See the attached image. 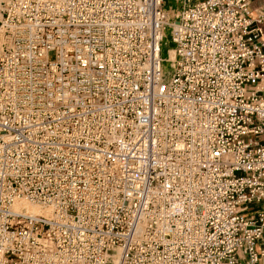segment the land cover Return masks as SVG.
<instances>
[{"label": "built area", "instance_id": "obj_1", "mask_svg": "<svg viewBox=\"0 0 264 264\" xmlns=\"http://www.w3.org/2000/svg\"><path fill=\"white\" fill-rule=\"evenodd\" d=\"M167 1L3 0L0 264L264 259V5Z\"/></svg>", "mask_w": 264, "mask_h": 264}, {"label": "bare ground", "instance_id": "obj_2", "mask_svg": "<svg viewBox=\"0 0 264 264\" xmlns=\"http://www.w3.org/2000/svg\"><path fill=\"white\" fill-rule=\"evenodd\" d=\"M172 55V58H174V52L171 51L170 52ZM24 206L28 211L34 212V213H45L48 214L49 213V209H43L42 207L38 206V205H33V204H29L26 201L22 202V203H18L17 204V208Z\"/></svg>", "mask_w": 264, "mask_h": 264}, {"label": "rangeland", "instance_id": "obj_3", "mask_svg": "<svg viewBox=\"0 0 264 264\" xmlns=\"http://www.w3.org/2000/svg\"><path fill=\"white\" fill-rule=\"evenodd\" d=\"M2 3H3V0H0V9H1V7H2ZM171 5H172V1H171V0H168V1H167V6H171ZM168 48H172L171 44H170V45H166V46L164 47V53L167 51ZM172 55H173V54H171V57H172ZM55 57H56L55 52H54V51H50V52H49V59H50V60H53V59H55Z\"/></svg>", "mask_w": 264, "mask_h": 264}, {"label": "crops", "instance_id": "obj_4", "mask_svg": "<svg viewBox=\"0 0 264 264\" xmlns=\"http://www.w3.org/2000/svg\"><path fill=\"white\" fill-rule=\"evenodd\" d=\"M264 5V0H254V6H262ZM260 264H264V259L261 260Z\"/></svg>", "mask_w": 264, "mask_h": 264}]
</instances>
